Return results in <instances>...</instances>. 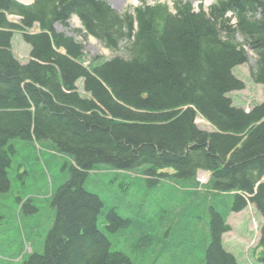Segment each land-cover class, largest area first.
Listing matches in <instances>:
<instances>
[{
	"label": "trees",
	"instance_id": "obj_1",
	"mask_svg": "<svg viewBox=\"0 0 264 264\" xmlns=\"http://www.w3.org/2000/svg\"><path fill=\"white\" fill-rule=\"evenodd\" d=\"M74 16L82 25L74 34L123 54L89 57L56 28ZM15 32L30 45L26 64L13 53ZM246 47L251 78L264 85V0H217L208 10L177 0L133 13L107 0H0V195L11 188L13 141L68 158L44 252L24 264H133L98 227L104 203L85 184L102 170L186 187L172 190L180 205L160 240L189 243L203 264H239L222 243L229 215L253 204L264 219V102L246 111L230 97L245 89L233 70L249 62ZM198 115L215 130L201 129ZM199 171L209 173L203 190ZM107 216L112 232L132 223ZM136 226L150 241L147 225ZM257 253L264 263V222Z\"/></svg>",
	"mask_w": 264,
	"mask_h": 264
},
{
	"label": "rangeland",
	"instance_id": "obj_2",
	"mask_svg": "<svg viewBox=\"0 0 264 264\" xmlns=\"http://www.w3.org/2000/svg\"><path fill=\"white\" fill-rule=\"evenodd\" d=\"M20 1L31 3L33 0ZM176 1L107 0L121 13H133L134 9L140 5L157 3H167L173 9ZM190 1L195 10H199L200 7L208 10L217 0ZM11 18L17 20L15 16ZM68 24V28L62 26L57 28L68 35H74L78 41H81L89 57L103 55L110 58L123 54V50L114 52L106 48L93 36L84 38L74 34V29L82 28L76 16L70 19ZM12 49L21 63L29 62L30 45L23 40L20 32L14 33ZM246 50L249 62L233 70L234 75L245 83V89L232 92L230 96L236 107L248 110L254 103L264 101V85L256 84L252 80L250 71L255 65V54L248 47ZM197 121L201 129L215 130L199 116ZM13 145L15 151L12 155V166L9 169L11 188L0 195V215L3 217L0 225V257H2L0 264H24L31 253H25L22 245L26 235L31 239L36 253L44 252L46 238L56 218L53 197L57 188L68 176V166L63 168L68 162V158L64 155L40 148L39 145L26 140H15ZM207 175L208 173L201 172L198 178L199 180L208 179ZM140 177L133 172L123 174L102 170L93 173L85 184L88 191L98 194L103 200L104 208L98 219V227L107 233L112 251L125 253L133 264H203L201 251L183 248L190 245L189 243L177 246L173 241L167 244L165 240H160L164 236L162 233L164 224H168L174 216V207L180 205L172 199V190L177 188L184 192L187 188L169 182L153 185ZM111 211L122 218L132 219V223L116 232L110 231L107 228L110 223L107 215ZM229 217L232 228L223 234L224 248L236 256L239 264H264L259 261L254 247L248 250V254L245 252L246 246L255 241L260 231L259 227L263 223L258 209L255 206H249L240 213H232ZM137 223L147 225L150 230V241L142 240L143 235L138 231ZM146 243L147 245H144Z\"/></svg>",
	"mask_w": 264,
	"mask_h": 264
},
{
	"label": "crops",
	"instance_id": "obj_3",
	"mask_svg": "<svg viewBox=\"0 0 264 264\" xmlns=\"http://www.w3.org/2000/svg\"><path fill=\"white\" fill-rule=\"evenodd\" d=\"M169 187H170V186H169ZM171 187H172V186H171ZM171 187H170V188H171Z\"/></svg>",
	"mask_w": 264,
	"mask_h": 264
}]
</instances>
